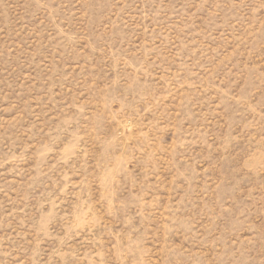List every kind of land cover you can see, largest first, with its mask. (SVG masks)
Returning a JSON list of instances; mask_svg holds the SVG:
<instances>
[{"label": "rangeland", "instance_id": "1", "mask_svg": "<svg viewBox=\"0 0 264 264\" xmlns=\"http://www.w3.org/2000/svg\"><path fill=\"white\" fill-rule=\"evenodd\" d=\"M0 264H264V0H0Z\"/></svg>", "mask_w": 264, "mask_h": 264}]
</instances>
